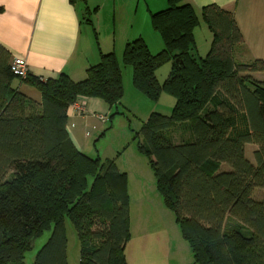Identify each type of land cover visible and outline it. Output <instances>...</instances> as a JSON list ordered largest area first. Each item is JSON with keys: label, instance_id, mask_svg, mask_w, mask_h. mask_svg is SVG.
I'll list each match as a JSON object with an SVG mask.
<instances>
[{"label": "trees", "instance_id": "1", "mask_svg": "<svg viewBox=\"0 0 264 264\" xmlns=\"http://www.w3.org/2000/svg\"><path fill=\"white\" fill-rule=\"evenodd\" d=\"M201 15L212 32L205 57L195 45L196 12L186 0H168L150 15L160 51L136 38L121 63L113 52L101 53L78 82L65 73L43 78L27 70L18 77L0 47V264H25L46 231L34 264H68L67 220L80 242V264H127V175L115 161L78 150L66 126L78 99L99 98L111 111L119 106L123 67L132 69V85L146 98L175 99L171 115L151 113L134 139L141 138L137 149L190 246L192 264H264V80L253 76L264 74V60H237L244 40L230 12L212 4ZM167 62L171 69L160 83L157 70ZM14 81L36 89L40 105ZM246 145L255 146L252 162ZM217 163L229 170L215 173ZM257 190L262 199L254 197ZM227 217L250 232H225Z\"/></svg>", "mask_w": 264, "mask_h": 264}, {"label": "crops", "instance_id": "2", "mask_svg": "<svg viewBox=\"0 0 264 264\" xmlns=\"http://www.w3.org/2000/svg\"><path fill=\"white\" fill-rule=\"evenodd\" d=\"M186 2L196 12L198 26L202 23L210 33L207 34V50L212 32L203 21L201 10L215 4L232 14L243 37L244 45L236 51L237 60L244 64L264 60V0ZM167 6L168 0H0V47L6 49L12 59L23 60L33 76L53 78L65 73L78 82L86 78L89 66L99 62L101 53L113 52L121 63L125 45L151 33L150 15ZM107 35H112V40L103 38ZM194 40L198 52L200 41L196 39V30ZM161 49L162 46L157 52ZM253 76L264 80V74ZM126 77L129 79V71ZM18 82H13L14 87L39 106V92ZM127 86L133 95L140 93L133 85L129 86V82ZM111 112L99 98L85 100L83 116L75 115L68 108L67 131L78 150L94 154L92 132L102 135L105 123L98 115L107 116ZM136 150L138 156L131 154L128 161L131 165L127 169H120V164L116 163L118 170L127 175L130 228V239L124 250L127 264H192L190 246L156 188L149 161Z\"/></svg>", "mask_w": 264, "mask_h": 264}, {"label": "rangeland", "instance_id": "3", "mask_svg": "<svg viewBox=\"0 0 264 264\" xmlns=\"http://www.w3.org/2000/svg\"><path fill=\"white\" fill-rule=\"evenodd\" d=\"M197 26L196 30V39L200 41V46H198L199 51L197 52L200 57H205L209 50H207V34L210 35L209 31L200 24ZM107 39L113 38L112 35L103 36ZM102 38V31H101ZM144 40L150 47L151 51H156L161 48L162 42L159 35L155 31H151L149 34L144 35ZM203 49H202V48ZM159 51V50H158ZM155 52V53H156ZM171 69V63L167 62L162 65L157 70V78L163 82ZM129 71V79L126 77L127 72ZM254 75V74H253ZM122 82H123V96L121 103L117 108H114L113 111L106 116L107 121L102 124V135L100 132L94 131V134L91 138L92 143L95 145L94 154L89 155L92 158L99 156L102 160H113L115 163L120 164V169H127L128 165H131V162H128L131 159V154L138 156L137 153V143L141 138L137 137L134 139V136L141 129L142 124L148 119V116L151 113H158L162 115L169 116L171 115L172 109L175 105V99L168 93H162L157 100H150L141 93H136V96L133 95L128 90L129 86L132 87V69L130 67L122 68ZM131 82V83H130ZM104 132V134H103ZM174 141L178 142L180 140V132L175 130L171 133ZM100 136V137H99ZM99 137V138H98ZM255 149L254 145H246L245 153L248 158L252 157V152ZM120 158L119 160H117ZM147 162V158L144 157ZM216 172L229 170V165L225 163H217ZM254 197L256 199L263 198V191L257 190ZM242 228L243 230H248L245 226L240 224L238 221L231 217H227L224 231L230 232L233 230H238ZM250 232V231H249ZM66 233H67V263L68 264H80L81 261V248L80 242L77 237L76 231L73 228V225L70 221H66ZM51 231H46L42 234L41 237L32 242L31 250L25 254L24 263L25 264H34L37 252L45 244L49 238Z\"/></svg>", "mask_w": 264, "mask_h": 264}, {"label": "built area", "instance_id": "4", "mask_svg": "<svg viewBox=\"0 0 264 264\" xmlns=\"http://www.w3.org/2000/svg\"><path fill=\"white\" fill-rule=\"evenodd\" d=\"M27 66L25 62L19 58L13 59V74L18 77H24L27 74ZM85 100L78 99L70 105V108L73 110L75 115L83 116L85 114ZM98 118L102 122H106L107 118L104 115H98ZM73 127V124L72 126Z\"/></svg>", "mask_w": 264, "mask_h": 264}]
</instances>
